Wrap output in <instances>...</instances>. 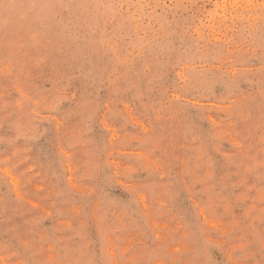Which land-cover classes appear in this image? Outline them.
I'll list each match as a JSON object with an SVG mask.
<instances>
[{
    "label": "rangeland",
    "instance_id": "obj_1",
    "mask_svg": "<svg viewBox=\"0 0 264 264\" xmlns=\"http://www.w3.org/2000/svg\"><path fill=\"white\" fill-rule=\"evenodd\" d=\"M0 264H264V0H0Z\"/></svg>",
    "mask_w": 264,
    "mask_h": 264
}]
</instances>
